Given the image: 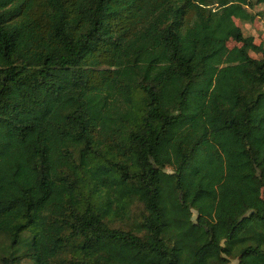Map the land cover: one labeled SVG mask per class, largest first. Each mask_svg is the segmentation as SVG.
<instances>
[{"label": "trees", "instance_id": "obj_1", "mask_svg": "<svg viewBox=\"0 0 264 264\" xmlns=\"http://www.w3.org/2000/svg\"><path fill=\"white\" fill-rule=\"evenodd\" d=\"M262 6L0 0L4 263L264 264Z\"/></svg>", "mask_w": 264, "mask_h": 264}, {"label": "rangeland", "instance_id": "obj_2", "mask_svg": "<svg viewBox=\"0 0 264 264\" xmlns=\"http://www.w3.org/2000/svg\"><path fill=\"white\" fill-rule=\"evenodd\" d=\"M256 11L262 12V15H259L258 17H256L249 24L239 23V25H240L244 35H252L255 37V40L257 43H262L264 45V6L253 10L254 13ZM234 45H235V43H232V42L228 43L229 47H232ZM251 55L253 57L258 56V55H255L254 53H251ZM9 252H10L9 242L4 238H0V264H5L4 261L1 259V257H3V256L7 257ZM22 264H30V262L25 261ZM230 264H236V261H231Z\"/></svg>", "mask_w": 264, "mask_h": 264}]
</instances>
